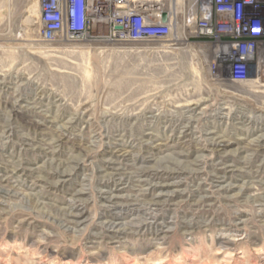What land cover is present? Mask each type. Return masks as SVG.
<instances>
[{
  "label": "rangeland",
  "instance_id": "374dc122",
  "mask_svg": "<svg viewBox=\"0 0 264 264\" xmlns=\"http://www.w3.org/2000/svg\"><path fill=\"white\" fill-rule=\"evenodd\" d=\"M37 1L0 0V264H264V92L186 45L44 42Z\"/></svg>",
  "mask_w": 264,
  "mask_h": 264
},
{
  "label": "built area",
  "instance_id": "2783aa9c",
  "mask_svg": "<svg viewBox=\"0 0 264 264\" xmlns=\"http://www.w3.org/2000/svg\"><path fill=\"white\" fill-rule=\"evenodd\" d=\"M37 2L44 42L186 45L209 58L208 74L220 84L264 81V0Z\"/></svg>",
  "mask_w": 264,
  "mask_h": 264
},
{
  "label": "bare ground",
  "instance_id": "6f19581e",
  "mask_svg": "<svg viewBox=\"0 0 264 264\" xmlns=\"http://www.w3.org/2000/svg\"><path fill=\"white\" fill-rule=\"evenodd\" d=\"M35 8H38V11L36 12L37 13V15L39 14V5L37 4V5H35ZM204 55H206L205 53H204ZM247 83H249L250 85V87H253L256 91L255 92H264V81H262V82H255V81H249V82H247ZM247 83H245V86L246 87H242V90L244 91V92H246V90H247V87H248V85H247ZM230 86H235V85H230ZM262 89V90H261ZM259 90H261V91H259ZM198 107V106H197ZM7 130V129H6ZM217 143V142H216ZM213 148V147H212ZM211 148V149H212ZM63 162H65V161H63ZM111 162V161H110ZM112 163V162H111ZM74 164V163H73ZM76 165V164H75ZM67 166V165H66ZM66 166H65V164H60L58 167V173L56 174V175H58V177L60 176V177H64V176H66V175H68V169L66 168ZM57 167V166H56ZM76 168V167H75ZM57 169V168H56ZM161 170V169H160ZM149 171V170H148ZM148 171H143L141 174H143V173H147ZM115 172V171H114ZM150 172V171H149ZM70 173V172H69ZM157 173V172H156ZM167 173V176H174V175H183V173H180V172H176V173H174V172H169L168 173V171L166 172ZM165 172H164V174H166ZM262 173H263V171H262ZM118 174L119 175H122V173H120V172H118ZM117 174V175H118ZM154 174H155V172H154ZM146 175V174H145ZM111 176H114L115 178H116V172L114 173V174H111ZM151 176V175H150ZM158 176H160V175H158ZM164 176V175H163ZM152 177V176H151ZM156 177V176H155ZM161 177V176H160ZM159 177V178H160ZM123 179V178H122ZM168 179V178H167ZM48 180V179H47ZM162 180V179H161ZM164 180H166V179H164ZM169 180V179H168ZM115 182H116V180H115ZM164 182V181H163ZM108 183L109 182H104V184L105 185H108ZM264 185V184H263ZM169 186H171V184L170 183H160L159 185H152V188L150 187V190L148 189V191L147 192H145V193H143V194H149L150 195V192H153L156 188H160V189H167ZM233 187V186H232ZM231 186L230 187H228V185H227V187H224L222 190V193H224V194H228L229 193V191H231V188H232ZM164 191V190H163ZM264 190H262L260 193H257V194H255V195H253L252 197H250L252 200H253V202H257V203H259V204H257V205H259L260 207H264V192H263ZM241 193L242 192H245L244 190H241L240 191ZM101 193V192H100ZM76 194V193H75ZM103 195V198H104V200H106V202H108V203H111L112 205H113V207L114 206H116V204H117V202H116V198H124V203H126V206H130V204H132L133 202H134V204L135 203H137V204H141V205H143V203L144 202H146V201H144V202H141V201H143V200H141V199H138V197L137 198H133V197H119V196H114V195H111V194H109V192H107V191H105V192H103L102 193ZM107 194H109V196H105V195H107ZM142 194V195H143ZM152 194V193H151ZM240 194V193H239ZM155 195V194H154ZM230 195V194H229ZM134 196V195H133ZM152 196H153V194H152ZM232 196V195H231ZM159 199H161V195H159V196H153L151 199H149L150 200V204L149 205H153V204H160V202H161V200H159ZM250 200V199H249ZM199 202V201H198ZM203 203V202H202ZM198 204V203H197ZM148 205V206H149ZM202 205V204H201ZM131 207V206H130ZM141 207V206H140ZM259 207V208H260ZM121 208V207H120ZM127 208V207H126ZM125 208V209H126ZM129 208V207H128ZM116 209V208H115ZM130 209V208H129ZM136 209V208H135ZM138 209V208H137ZM144 209H146V207H144ZM147 209H148V207H147ZM151 209V208H150ZM261 212V211H260ZM65 213V212H64ZM65 214H67V213H65ZM64 215V214H63ZM68 215H69V218H67V222L68 223H74V222H76L75 220L77 219V217L79 216L78 214H69L68 213ZM109 224H111V223H108L107 225H106V227H108V225ZM114 224V223H113ZM144 224H147V223H143V225ZM110 226V225H109ZM111 227V226H110ZM108 229V228H107ZM118 230V229H117ZM117 232V234H120V233H123L124 232V229H122V230H118V231H116Z\"/></svg>",
  "mask_w": 264,
  "mask_h": 264
},
{
  "label": "water",
  "instance_id": "95a60500",
  "mask_svg": "<svg viewBox=\"0 0 264 264\" xmlns=\"http://www.w3.org/2000/svg\"><path fill=\"white\" fill-rule=\"evenodd\" d=\"M164 20H165V17H164Z\"/></svg>",
  "mask_w": 264,
  "mask_h": 264
}]
</instances>
